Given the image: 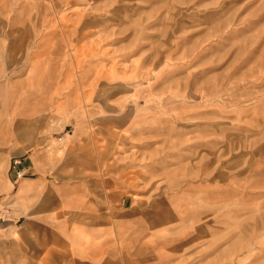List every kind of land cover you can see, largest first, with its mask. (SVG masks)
Masks as SVG:
<instances>
[{"label": "rangeland", "instance_id": "374dc122", "mask_svg": "<svg viewBox=\"0 0 264 264\" xmlns=\"http://www.w3.org/2000/svg\"><path fill=\"white\" fill-rule=\"evenodd\" d=\"M71 108L130 119L129 264H264V0H0V149Z\"/></svg>", "mask_w": 264, "mask_h": 264}, {"label": "crops", "instance_id": "0c3cea01", "mask_svg": "<svg viewBox=\"0 0 264 264\" xmlns=\"http://www.w3.org/2000/svg\"><path fill=\"white\" fill-rule=\"evenodd\" d=\"M129 123L71 108L32 118L25 138L0 149V264H129L130 224L145 220L146 203Z\"/></svg>", "mask_w": 264, "mask_h": 264}, {"label": "built area", "instance_id": "2783aa9c", "mask_svg": "<svg viewBox=\"0 0 264 264\" xmlns=\"http://www.w3.org/2000/svg\"><path fill=\"white\" fill-rule=\"evenodd\" d=\"M18 163H19V161H17V160L14 161L15 166L18 165Z\"/></svg>", "mask_w": 264, "mask_h": 264}, {"label": "bare ground", "instance_id": "6f19581e", "mask_svg": "<svg viewBox=\"0 0 264 264\" xmlns=\"http://www.w3.org/2000/svg\"><path fill=\"white\" fill-rule=\"evenodd\" d=\"M11 128V127H10ZM3 136V135H2ZM9 137H11V136H9ZM7 138H8V136H7Z\"/></svg>", "mask_w": 264, "mask_h": 264}]
</instances>
